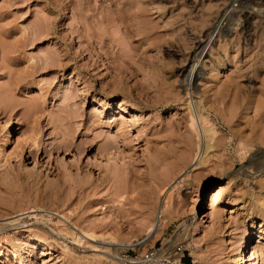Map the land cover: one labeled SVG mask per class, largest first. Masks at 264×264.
Here are the masks:
<instances>
[{"label": "rangeland", "instance_id": "obj_1", "mask_svg": "<svg viewBox=\"0 0 264 264\" xmlns=\"http://www.w3.org/2000/svg\"><path fill=\"white\" fill-rule=\"evenodd\" d=\"M262 132L264 0H0V264H264Z\"/></svg>", "mask_w": 264, "mask_h": 264}, {"label": "bare ground", "instance_id": "obj_2", "mask_svg": "<svg viewBox=\"0 0 264 264\" xmlns=\"http://www.w3.org/2000/svg\"><path fill=\"white\" fill-rule=\"evenodd\" d=\"M200 56H201V54H200ZM196 65L197 64H194V60H193L191 63V66H189L190 72H192V74L194 76L193 78H195L196 74L198 73V71H197L198 68ZM195 100L196 101H194V100L192 101V105L188 104V108H189L188 109V129L191 130L192 133H194V137H195V141H193V144L191 143L192 144V147H191L192 148V150H191L192 151V158H195L199 155L200 156L199 161L201 160V162H202L203 158L205 160L206 157L208 158V156H210V152H211L210 149H212V147H213L212 143H213V140L215 139L218 131L216 129L214 122L209 117L206 109L204 108V105H202L201 100L199 98H198V100L197 99H195ZM190 105L192 106V108L190 107ZM262 133H264V132H262ZM262 135H264V134H262ZM240 147H241V149L247 148V146H244V145H242ZM156 205H157V203H156ZM157 209H158V215L157 216L155 215V218L153 217L154 219L152 220V225H149V227H148V228H150L148 230V235L150 233H152V234L158 233L164 227V225L170 220L171 213L168 210V205L166 203V200L163 202V204H161V205L158 204ZM110 239L113 240L112 237H110ZM173 245H174V243H173ZM130 246L131 245H120V247H121L120 249H125V248L130 247ZM138 246H140V245H138ZM172 246H169L167 248L164 247V249H162L160 252H158V254L162 257L168 258V256H171L170 249ZM139 252H142V247L139 249ZM243 258L242 257L240 258V260L242 261L241 264H243V260H244ZM120 261H122V263L126 262V263H132V264H147L143 260H142L143 262H140V263L139 262L137 263L136 261H132V260L129 261L128 259H121Z\"/></svg>", "mask_w": 264, "mask_h": 264}, {"label": "built area", "instance_id": "obj_3", "mask_svg": "<svg viewBox=\"0 0 264 264\" xmlns=\"http://www.w3.org/2000/svg\"><path fill=\"white\" fill-rule=\"evenodd\" d=\"M159 249L148 248L141 255V259L147 264H172L170 260L166 257H162L158 254ZM179 264H183L180 262V258L178 259Z\"/></svg>", "mask_w": 264, "mask_h": 264}, {"label": "crops", "instance_id": "obj_4", "mask_svg": "<svg viewBox=\"0 0 264 264\" xmlns=\"http://www.w3.org/2000/svg\"><path fill=\"white\" fill-rule=\"evenodd\" d=\"M193 264L192 262H191V259L190 260H186V262L185 263H183V264Z\"/></svg>", "mask_w": 264, "mask_h": 264}, {"label": "trees", "instance_id": "obj_5", "mask_svg": "<svg viewBox=\"0 0 264 264\" xmlns=\"http://www.w3.org/2000/svg\"><path fill=\"white\" fill-rule=\"evenodd\" d=\"M186 260H190V257L189 256H186L185 258H184V263L186 262ZM191 264V263H190Z\"/></svg>", "mask_w": 264, "mask_h": 264}]
</instances>
